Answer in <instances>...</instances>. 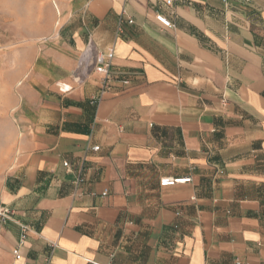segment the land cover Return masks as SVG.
I'll list each match as a JSON object with an SVG mask.
<instances>
[{
	"label": "crops",
	"instance_id": "1",
	"mask_svg": "<svg viewBox=\"0 0 264 264\" xmlns=\"http://www.w3.org/2000/svg\"><path fill=\"white\" fill-rule=\"evenodd\" d=\"M66 10L22 83L0 264H264V0ZM88 43L102 94L72 77Z\"/></svg>",
	"mask_w": 264,
	"mask_h": 264
},
{
	"label": "rangeland",
	"instance_id": "2",
	"mask_svg": "<svg viewBox=\"0 0 264 264\" xmlns=\"http://www.w3.org/2000/svg\"><path fill=\"white\" fill-rule=\"evenodd\" d=\"M70 2L0 0V191L6 170L13 164L19 130L16 107L22 99V83L38 63L40 47L52 44Z\"/></svg>",
	"mask_w": 264,
	"mask_h": 264
},
{
	"label": "built area",
	"instance_id": "3",
	"mask_svg": "<svg viewBox=\"0 0 264 264\" xmlns=\"http://www.w3.org/2000/svg\"><path fill=\"white\" fill-rule=\"evenodd\" d=\"M173 0H164V3L169 6ZM155 19L164 27H172L170 21L163 16L162 14H156ZM114 57V52L112 49H109L105 52L96 51L94 52L90 43H88L85 48L78 54L76 59L75 67L72 71V77L76 82H81L82 77L89 75L91 73H96L99 75L100 83V93L108 91L111 87V82L113 78L112 74V60ZM98 146H93L92 150H98ZM67 166V163H64ZM190 177L186 178H172L165 177L160 180L161 186H173L178 183H186L190 181ZM82 181L81 177H78L75 183H80ZM106 191L102 192V195H105ZM9 209L6 207L0 208V218L4 221L9 219ZM23 244V237L18 242V245L13 249V254L16 258L20 257L19 247ZM236 264H240L237 262Z\"/></svg>",
	"mask_w": 264,
	"mask_h": 264
},
{
	"label": "bare ground",
	"instance_id": "4",
	"mask_svg": "<svg viewBox=\"0 0 264 264\" xmlns=\"http://www.w3.org/2000/svg\"><path fill=\"white\" fill-rule=\"evenodd\" d=\"M54 6H55V8L57 7L55 2H54ZM56 10H57V8H56Z\"/></svg>",
	"mask_w": 264,
	"mask_h": 264
}]
</instances>
